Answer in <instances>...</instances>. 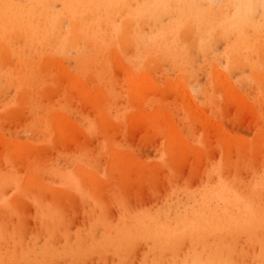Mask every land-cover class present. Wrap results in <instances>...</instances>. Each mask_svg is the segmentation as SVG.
Instances as JSON below:
<instances>
[{"label":"rangeland","instance_id":"obj_1","mask_svg":"<svg viewBox=\"0 0 264 264\" xmlns=\"http://www.w3.org/2000/svg\"><path fill=\"white\" fill-rule=\"evenodd\" d=\"M263 135L264 0H0V264H264Z\"/></svg>","mask_w":264,"mask_h":264},{"label":"bare ground","instance_id":"obj_2","mask_svg":"<svg viewBox=\"0 0 264 264\" xmlns=\"http://www.w3.org/2000/svg\"><path fill=\"white\" fill-rule=\"evenodd\" d=\"M197 1V0H196ZM125 32V31H124ZM122 35H124V34H122ZM113 45L115 46V43H113ZM173 45H174V43H173ZM180 47V46H179ZM108 48V47H107ZM181 48V47H180ZM116 54V53H115ZM95 60V59H94ZM97 63H98V61H97ZM100 63V62H99ZM102 63V62H101ZM120 66V65H119ZM118 66V68H120ZM121 66H123V65H121ZM123 68H124V66H123ZM112 69V68H111ZM111 71V70H110ZM142 71V70H141ZM140 71V72H141ZM129 73V74H128ZM128 76H127V78H126V85H127V89L131 92V91H133V89L135 90V95H136V97H142V95L140 94V93H142V91H139V90H137V86H140V85H142L143 84V82H144V79L143 78H146V75H144V72L142 73V75L143 76H141V75H139V74H136V73H134V72H129L128 71ZM138 73V72H137ZM110 74H112V73H110ZM103 75V74H102ZM104 76V75H103ZM112 77V76H111ZM98 78V77H97ZM109 78H110V76H109ZM104 79V78H103ZM148 79V78H147ZM189 79V78H188ZM52 80V79H51ZM146 80V79H145ZM190 80V79H189ZM80 81V80H79ZM78 81V82H79ZM147 81V80H146ZM55 82H56V80H55ZM74 82V81H73ZM98 82V81H97ZM147 82H151V81H147ZM48 83H52V81L50 82H48ZM99 83H100V81H99ZM103 83V82H102ZM101 83V84H102ZM124 83V82H123ZM10 84V83H9ZM8 84V85H9ZM47 84V83H46ZM97 84V83H96ZM146 84V83H145ZM7 85V86H8ZM78 85V84H77ZM152 84L150 83V86H151ZM7 86H5V87H7ZM84 86V85H83ZM82 86V87H83ZM102 86H103V84H102ZM150 86H147L146 85V87H150ZM70 88H71V86H69ZM114 87V86H113ZM143 87V86H142ZM144 87H145V85H144ZM8 88V87H7ZM14 88V87H13ZM92 87H90V89H91ZM102 88V87H101ZM87 89V88H86ZM96 89H98V85H97V88ZM115 89V88H114ZM113 89V90H114ZM146 89V88H145ZM144 89V91L146 92V90ZM13 90V89H12ZM93 90V89H92ZM116 90H118V89H116ZM17 91V90H16ZM15 91V92H16ZM85 91V90H84ZM110 91H112V87H111V90ZM119 91V90H118ZM124 91V90H123ZM128 91V92H129ZM137 91H139V93L137 94ZM148 91V90H147ZM87 92H88V89H87ZM117 92V91H116ZM118 93V92H117ZM123 93V92H122ZM83 94H85V93H83ZM88 94H90V91H89V93ZM111 94H112V92H111ZM126 94V93H125ZM118 95V94H117ZM138 95V96H137ZM216 95V94H215ZM109 96V95H108ZM114 96V95H113ZM123 97V96H122ZM130 97H133V95L131 96L130 95ZM145 98H147L146 96H144ZM143 97V98H144ZM155 97V96H154ZM154 97H153V99H154ZM23 98V97H22ZM108 98V97H107ZM114 98V97H113ZM133 98H135V97H133ZM156 98V97H155ZM136 99V98H135ZM134 99V100H135ZM213 99H215V98H213ZM21 100V99H20ZM112 100H114V99H112ZM117 100V99H116ZM141 100V99H140ZM144 100V99H143ZM147 100H149L148 98H147ZM218 100V99H217ZM220 100V99H219ZM23 101V100H22ZM146 101V100H145ZM151 101V100H150ZM154 101V104H152V105H154L155 106V108H157V109H155V111L156 112H154V115H156L155 113H160L161 112V110L159 109V102L157 101V100H153ZM116 102V101H115ZM114 102V103H115ZM132 102V101H131ZM144 102V101H143ZM225 102V101H224ZM133 103V102H132ZM153 103V102H152ZM110 104V103H109ZM116 104V103H115ZM139 104H140V102H139ZM220 104V103H219ZM110 106V105H109ZM111 106H113V105H111ZM120 106V105H119ZM135 106V105H134ZM52 108H54V107H52ZM56 108H58V107H56ZM60 108V107H59ZM151 108V107H150ZM55 109V108H54ZM122 109V108H121ZM122 110H124V109H122ZM148 110V109H147ZM150 110V109H149ZM118 111V110H117ZM45 112V111H44ZM62 112V111H61ZM105 113V112H104ZM119 113V112H118ZM123 113V112H122ZM149 113V112H148ZM46 115V114H45ZM144 115V114H143ZM145 115H146V117H149L150 116V114H147V113H145ZM56 116V115H55ZM152 116V115H151ZM156 116H158V115H156ZM153 117V116H152ZM150 120V119H149ZM152 121H153V118H152ZM151 122V121H150ZM48 125V124H47ZM48 127V126H47ZM65 129V128H64ZM68 130V129H67ZM70 134V133H69ZM64 135V134H63ZM197 136V135H196ZM263 137H264V135H263ZM198 138V137H197ZM258 138V137H257ZM261 138H259V140H260ZM256 140V139H255ZM46 141H47V139H46ZM197 141V140H196ZM256 142V141H255ZM259 142V141H258ZM191 143V142H190ZM194 143H195V141H194ZM193 143V144H194ZM217 143V142H216ZM17 144V143H16ZM169 144H171V143H169ZM197 144V143H196ZM195 144V145H196ZM256 144V143H255ZM254 144V145H255ZM262 144H264V140H263V142H262ZM172 145V144H171ZM192 145V144H191ZM222 146L224 145V143L223 144H221ZM170 146V145H169ZM168 146V147H169ZM10 147V146H9ZM15 147V146H14ZM167 147V146H166ZM167 147V148H168ZM225 147H226V145H225ZM231 147H234V146H231ZM258 147H260V146H258ZM166 148V149H167ZM227 148V147H226ZM9 149V148H8ZM173 149V148H172ZM232 149H234V148H232ZM192 150V149H191ZM194 150V149H193ZM8 151V150H7ZM11 151L12 150H10V153H11ZM168 151V150H167ZM219 151V150H218ZM225 151H227V150H225ZM234 151V150H233ZM256 151V150H255ZM219 152H221V151H219ZM12 153H13V151H12ZM112 153V152H111ZM110 153V154H111ZM167 154V153H166ZM221 154H222V152H221ZM11 155V154H10ZM115 155H116V153H115ZM6 156V155H5ZM117 156V155H116ZM10 157V156H9ZM112 157H115L114 155L112 156ZM226 157V156H225ZM7 159H8V157H7ZM170 160H172V159H170ZM83 161V160H82ZM261 161V163H262V159L260 160ZM85 162V161H84ZM230 162V161H229ZM77 163V162H76ZM75 163V164H76ZM79 163V162H78ZM224 163H225V160H224ZM264 163V162H263ZM84 164V163H83ZM225 164H227V163H225ZM231 164H232V162H231ZM80 165V164H79ZM79 167V166H78ZM224 167H225V165H224ZM227 167H228V164H227ZM233 168V167H232ZM78 169V168H77ZM206 170H210V168H205ZM79 170V169H78ZM225 170V169H224ZM234 171V170H233ZM237 171H239V170H237ZM24 172H25V169H24ZM24 172H21L20 174H22V173H24ZM69 172H71V171H67V173H69ZM207 172V171H206ZM213 172V171H212ZM231 172H232V170L230 171V175H231ZM31 173V172H30ZM209 173H210V171H209ZM232 173H234V172H232ZM89 174V173H88ZM226 174H227V172H226ZM238 174V173H237ZM19 175V174H18ZM72 175V174H71ZM84 175H86V174H84ZM93 175V174H92ZM225 175V174H224ZM12 176V175H11ZM62 177V175H59V177ZM63 176H65V175H63ZM68 176H70V174L68 175ZM87 176V175H86ZM89 176H91V175H89ZM94 176V175H93ZM97 176H98V174H97ZM100 176V175H99ZM3 177V176H2ZM61 177L59 178V179H61ZM72 177V176H71ZM96 177V176H95ZM217 177V176H216ZM223 177V176H222ZM12 178V177H11ZM15 177H13V179H14ZM88 178V177H87ZM218 178V177H217ZM229 178V177H228ZM231 178V177H230ZM4 179H6V178H4ZM8 179V178H7ZM62 179H64V178H62ZM96 179H98L97 177H96ZM1 180V179H0ZM16 180V179H15ZM14 180V181H15ZM18 180V179H17ZM28 180V179H27ZM26 180V181H27ZM91 180V179H90ZM226 180H228V179H226ZM218 181V180H217ZM19 182V181H18ZM21 182V181H20ZM19 182V183H20ZM63 182H65V181H63ZM67 182V181H66ZM65 182V184H67ZM73 182H74V180H73ZM219 182V181H218ZM18 183V184H19ZM59 183V182H58ZM57 183V184H58ZM231 183V182H230ZM229 183V184H230ZM1 184V183H0ZM61 185H62V183H60ZM60 184H58L59 186H60ZM229 184H227V183H225V184H223V185H221V187H220V190H223L222 192V194H220L219 196H222V197H224V199H228V200H231V199H236L237 201H235L236 202V204H239V203H243L244 204V206H251L250 205V203H252V204H255V202H257V196H259V195H264V178L263 179H260V180H258V181H254V182H252V183H248V184H243V183H238V184H240V185H237V184H233V183H231V185H229ZM17 185V184H16ZM57 185V186H58ZM64 185V184H63ZM83 186H85V184L83 183L82 184ZM219 185V184H218ZM218 185H217V187H218ZM19 186V185H18ZM58 186V187H59ZM17 187V186H16ZM42 187H43V185H42ZM42 187H41V189H42ZM53 187V186H52ZM57 187V188H58ZM216 187V186H215ZM18 188V187H17ZM22 188V187H21ZM44 188H45V186H44ZM47 188H49V187H47ZM54 189L53 190H59V188L58 189H56L55 187H53ZM81 188V187H80ZM79 187L77 188L78 189V191H79V189H80ZM90 188H91V186H90ZM95 187H93V189H94ZM19 189V188H18ZM49 190V189H48ZM62 190H64V189H62ZM91 190V189H90ZM45 191H46V189H45ZM44 191V192H45ZM49 191H51V190H49ZM48 191V192H49ZM60 191V190H59ZM73 191H74V189H73ZM115 191V190H114ZM42 192V191H41ZM40 192V193H41ZM63 192V191H62ZM106 191H104V193H105ZM108 192V191H107ZM218 192H219V190H218ZM51 193V192H50ZM54 193V192H53ZM56 193L58 194L59 192L58 191H56ZM60 193H61V191H60ZM65 193V192H64ZM91 193H92V196H94V200L97 198L98 200H96V202L98 201V202H104L105 201V195H103V197L104 198H102L104 201H101V199L99 200V198H100V195H98V192H95L94 193V191H92L91 190ZM90 193V194H91ZM111 192L109 191V194H110ZM116 193V192H115ZM47 194V193H46ZM52 194V193H51ZM216 194V193H215ZM36 195V194H35ZM48 195V194H47ZM58 195H60V194H58ZM62 195V194H61ZM112 195V194H111ZM116 195H117V193H116ZM97 196V197H96ZM118 197H119V194L117 195ZM116 196V197H117ZM96 197V198H95ZM99 197V198H98ZM212 197H213V195H212ZM260 197V196H259ZM42 198H43V196H42ZM50 198H52V196H50ZM64 198H65V196H64ZM213 199V198H212ZM259 199V198H258ZM210 201H211V199H209ZM260 201H261V199H260ZM239 202V203H238ZM259 202V201H258ZM106 203V202H105ZM45 204H47V201H46V203ZM75 204V203H74ZM203 204V203H202ZM13 205H14V203H13ZM19 205H20V201H19V203H17V206H18V208H19ZM38 205V204H37ZM208 205H209V203H208ZM55 206V205H54ZM244 206H243V208H244ZM258 206V205H257ZM16 207V206H15ZM58 207H60V206H58ZM228 207V206H227ZM264 207V206H263ZM204 208V207H203ZM209 208V207H208ZM256 208H258V207H256ZM57 209V208H56ZM60 209V208H59ZM235 209V208H234ZM255 209V208H254ZM216 210V209H215ZM232 210V209H231ZM256 210V209H255ZM210 211V210H209ZM208 211V212H209ZM236 212V211H235ZM213 213H214V211H213ZM236 215H237V213H236ZM144 216V215H143ZM142 216V217H143ZM146 216V215H145ZM238 216V215H237ZM229 217V216H228ZM241 217V216H240ZM246 217V216H245ZM244 217V218H245ZM143 218H145V217H143ZM243 217H241L240 218V221H241V219H242ZM230 219V218H229ZM235 219H237V218H235ZM233 223V222H232ZM151 225V224H150ZM183 225V224H182ZM151 244V243H150ZM234 262V261H233Z\"/></svg>","mask_w":264,"mask_h":264}]
</instances>
